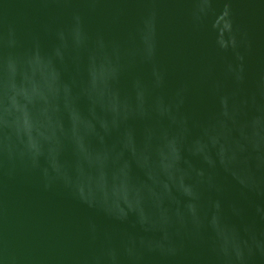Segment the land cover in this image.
<instances>
[{"label":"water","instance_id":"obj_1","mask_svg":"<svg viewBox=\"0 0 264 264\" xmlns=\"http://www.w3.org/2000/svg\"><path fill=\"white\" fill-rule=\"evenodd\" d=\"M0 264H264V0H0Z\"/></svg>","mask_w":264,"mask_h":264}]
</instances>
